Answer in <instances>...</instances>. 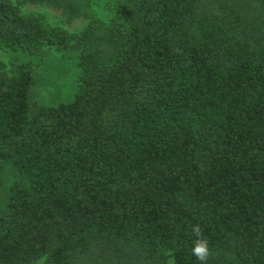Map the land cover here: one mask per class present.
<instances>
[{
	"label": "trees",
	"instance_id": "trees-1",
	"mask_svg": "<svg viewBox=\"0 0 264 264\" xmlns=\"http://www.w3.org/2000/svg\"><path fill=\"white\" fill-rule=\"evenodd\" d=\"M46 4L79 35L19 6ZM0 47L79 51L75 100L0 72V264H264V0H0Z\"/></svg>",
	"mask_w": 264,
	"mask_h": 264
},
{
	"label": "rangeland",
	"instance_id": "rangeland-1",
	"mask_svg": "<svg viewBox=\"0 0 264 264\" xmlns=\"http://www.w3.org/2000/svg\"><path fill=\"white\" fill-rule=\"evenodd\" d=\"M14 5L18 0H10ZM118 0H89L93 11L107 26L116 14ZM24 15L41 19L49 27L60 28L70 36L81 34L90 21L85 18L69 20L64 12L46 4H25L19 6ZM80 53L75 49L67 52L48 50L46 55H31L27 51H16L0 47V72L11 74L17 64L32 65L38 73L33 87L34 106L57 107L73 102L83 86V72L79 61ZM14 181L12 170L0 172V206ZM45 264V260L38 264ZM168 264H173L170 261Z\"/></svg>",
	"mask_w": 264,
	"mask_h": 264
},
{
	"label": "clouds",
	"instance_id": "clouds-1",
	"mask_svg": "<svg viewBox=\"0 0 264 264\" xmlns=\"http://www.w3.org/2000/svg\"><path fill=\"white\" fill-rule=\"evenodd\" d=\"M192 232L195 234L197 239L190 250V254L194 256L197 261H199V264H207V258L209 256L208 241L201 237V229L199 225L193 226Z\"/></svg>",
	"mask_w": 264,
	"mask_h": 264
}]
</instances>
